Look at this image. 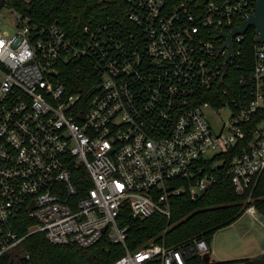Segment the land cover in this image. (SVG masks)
Listing matches in <instances>:
<instances>
[{
	"label": "built area",
	"instance_id": "2783aa9c",
	"mask_svg": "<svg viewBox=\"0 0 264 264\" xmlns=\"http://www.w3.org/2000/svg\"><path fill=\"white\" fill-rule=\"evenodd\" d=\"M254 12V0H117L81 37L15 12L16 33L0 36V257L42 232L83 248L107 236L125 249L112 264H237L213 259L203 238L131 250L118 218L126 206L137 218L170 217L175 196L196 199L226 171L259 219L264 42L255 31L244 72L248 30L229 60L221 35ZM82 60L95 78L72 93L59 74Z\"/></svg>",
	"mask_w": 264,
	"mask_h": 264
},
{
	"label": "trees",
	"instance_id": "16d2710c",
	"mask_svg": "<svg viewBox=\"0 0 264 264\" xmlns=\"http://www.w3.org/2000/svg\"><path fill=\"white\" fill-rule=\"evenodd\" d=\"M117 0H4L13 11L28 17L38 25H59L73 37L83 35L84 26L90 19L101 15ZM2 4V5H3ZM112 7V6H111ZM110 7V10H111ZM255 29L250 27L241 47V63L244 72L254 66L253 45ZM59 77L72 93H86L93 84L95 74L85 61L68 62L63 65ZM221 169H226L221 165ZM227 170V169H226ZM258 212L264 215V172L253 190V201ZM249 203L246 196L236 193L231 178L223 171L218 181L196 199L182 193L171 200V216L156 213L141 219L134 217L129 207H124L119 221L128 226L127 246L136 250L150 241L168 246L178 245L193 238H203L209 244L221 228L236 222ZM24 224L20 231L27 232ZM125 254L120 244L107 236L89 248L76 244L56 245L49 242L44 233L28 236L13 254L0 257V264H112ZM264 256L237 261L246 264H261ZM199 264V260H189Z\"/></svg>",
	"mask_w": 264,
	"mask_h": 264
},
{
	"label": "rangeland",
	"instance_id": "374dc122",
	"mask_svg": "<svg viewBox=\"0 0 264 264\" xmlns=\"http://www.w3.org/2000/svg\"><path fill=\"white\" fill-rule=\"evenodd\" d=\"M3 2L4 0H0V36L8 37L17 31L16 15ZM229 115L230 111L224 109L220 118L227 120ZM213 120L218 124L221 123L219 117L213 116ZM213 237L214 246L218 251L216 255H212L215 260L237 261L264 254V225L247 212L233 224L219 229Z\"/></svg>",
	"mask_w": 264,
	"mask_h": 264
},
{
	"label": "water",
	"instance_id": "95a60500",
	"mask_svg": "<svg viewBox=\"0 0 264 264\" xmlns=\"http://www.w3.org/2000/svg\"><path fill=\"white\" fill-rule=\"evenodd\" d=\"M255 2V12L242 23L241 26L234 28L230 33H221L222 36L226 37L228 40L230 53L228 56V60L231 56L234 55V47H233V37L237 34H244L250 27L255 28L256 33L259 36V41L264 42V0H254ZM259 221H261L264 225V215L261 214L259 216ZM106 230V228L104 229ZM209 255L206 254L204 257V261L208 262Z\"/></svg>",
	"mask_w": 264,
	"mask_h": 264
},
{
	"label": "crops",
	"instance_id": "0c3cea01",
	"mask_svg": "<svg viewBox=\"0 0 264 264\" xmlns=\"http://www.w3.org/2000/svg\"><path fill=\"white\" fill-rule=\"evenodd\" d=\"M214 238V237H213ZM213 238H212V240H211V242H210V247H211V252L213 253V255H216L217 254V249H216V247L214 246V243H213ZM264 255V254H263ZM260 256H262V255H260ZM259 256V257H260ZM217 260V259H216ZM219 261V260H218Z\"/></svg>",
	"mask_w": 264,
	"mask_h": 264
}]
</instances>
